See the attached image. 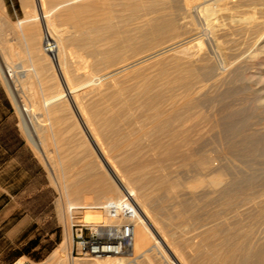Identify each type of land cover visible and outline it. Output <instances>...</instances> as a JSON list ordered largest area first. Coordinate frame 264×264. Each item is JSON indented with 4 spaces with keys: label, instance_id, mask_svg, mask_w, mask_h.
<instances>
[{
    "label": "bare ground",
    "instance_id": "obj_1",
    "mask_svg": "<svg viewBox=\"0 0 264 264\" xmlns=\"http://www.w3.org/2000/svg\"><path fill=\"white\" fill-rule=\"evenodd\" d=\"M23 3L28 7L24 19L12 24L0 2V55L5 60L16 55L30 67L24 74L32 86L29 107L18 101L27 115L41 112L39 144L54 147L49 167L64 194L65 220L77 204L95 208L127 192L138 208L129 252L140 250L134 256L146 264H192L185 249L196 257L205 250L193 264H264V0ZM8 28L13 42L6 38ZM232 34L244 36V55L238 52L241 38L238 42ZM43 38L46 49L55 51L56 69L41 47ZM4 67L17 93L16 74ZM129 74L135 93L121 98L128 91L120 85ZM110 87L117 89L110 92ZM130 106H138L136 120L149 125L141 139L130 138L135 132L119 135L117 120L134 113ZM152 134L168 135L167 154L126 153ZM163 142L156 138L142 149L161 150ZM177 151L184 153L176 156ZM174 159L183 161L181 182L163 172ZM185 212L191 214L188 219L213 222L202 225L200 242L188 248L176 232L180 224L172 223ZM64 234L56 249L62 252L71 241ZM129 252L78 264H137L125 256Z\"/></svg>",
    "mask_w": 264,
    "mask_h": 264
},
{
    "label": "rangeland",
    "instance_id": "obj_2",
    "mask_svg": "<svg viewBox=\"0 0 264 264\" xmlns=\"http://www.w3.org/2000/svg\"><path fill=\"white\" fill-rule=\"evenodd\" d=\"M0 2L2 9L6 13V16L9 19L10 23L15 24L18 21L24 19L26 15L25 11L27 12L28 7L25 5V3H23V0H0ZM44 6H45L44 9L48 11L49 5L47 4V2L45 3ZM112 9L120 10L121 7L114 6ZM120 13L121 12L118 13V17L123 18L124 13L121 14L122 17ZM200 23H201V32L203 34H207L208 29L203 26L202 22ZM118 26L123 27L121 23H119ZM41 28L44 34V32L46 31H44L42 25ZM5 34H6V38H8V41L10 42L14 41L11 38L13 36L11 29L8 28ZM236 35L238 34H232L231 38L233 39L237 38V41L241 37L244 38V36L238 35L240 37L238 36L236 37ZM224 38L225 37H222L223 40ZM242 38H241V42H239L240 40L238 41L239 42L238 46L240 45L239 47H241V49L239 48L240 51L238 52L244 55L246 53L247 46L246 44H244L243 42L244 39ZM49 42L53 43V40L49 39ZM45 44H46V39L43 38V40L41 41V47L43 51L47 54V56H49V60L56 69L57 62L55 58L56 57L55 51L48 52L47 50H45ZM17 52L18 50L15 49V53ZM230 53L232 55L233 52ZM16 57L17 56L15 55L12 57L13 59L8 58L10 61L8 64L7 62L8 59L5 60L0 55V264H78L79 261L85 260V258L86 259H92V258L79 257L75 255L73 249L74 243H73L72 225L78 220L86 221L85 217L88 219H96V218L98 219L99 218L98 215L101 216V214L99 211H96L93 208H88L83 204H77L75 205V208L73 207L69 209V219L67 221L63 217L62 214L63 208H65L64 194L62 193L61 188L59 189L60 186H58L59 184H57V180L55 179L49 167L48 157L54 154V150H53L54 147L52 145H49L47 148L46 147L44 148L42 147V145L39 144V140L43 139L41 127L38 126L40 123L39 120L41 119V112L33 111L31 112V115H27L24 109H22V107L24 106L20 105L21 102L18 101L21 99L22 102L29 107V101L27 99L31 97V94L29 92H31L32 90H30L29 88L32 89V86L30 85V83L27 84L28 83L27 77L24 76V74L28 73L30 67L23 64L21 59L18 60L19 57L17 58ZM180 58H181V54H180ZM73 59L74 58L72 57V61ZM1 60H3V62L5 61L4 63L6 64V66L9 67V69L11 70L13 69L12 70L13 72L11 71L12 74H16V76L14 75V78L16 77L15 84L17 85V93L13 91L12 85L9 83L6 74L4 73L5 64ZM163 60L165 63L167 62V58H162L160 61ZM138 73L139 71H135L131 74L135 76L134 74L138 75ZM131 74H129L127 79L125 78L126 80L124 79L120 85V88L121 87L124 88L125 92L128 91L121 98H125L127 94L129 95V93L130 94L135 93L133 92V90H130L129 88L134 81L132 79L134 77L130 78L132 76ZM17 78H18V82H17ZM116 89H117L116 87L115 88L110 87L109 91L114 92ZM130 107L133 108L132 110L134 111V113L123 117V119L125 118V120L120 119V121L122 122L117 120L119 123L118 124L116 123V125H118V128L120 127L119 135L126 136L128 132H135V135L133 136L131 135L130 138L141 139L142 138L140 136L141 132L144 130L145 127H148L149 125L143 126V123L145 122L136 120V116H134L135 112L138 113L140 112V109L139 111H137L138 106H130ZM132 110H130V112H133ZM80 133L81 136L82 134L85 136L82 130H80ZM152 135L143 136V138L146 139V141L138 142L140 145L137 143L138 144L137 146L139 147L136 149V151L129 150L126 153L127 154L129 153L130 155H136L138 157L158 156V155L167 154L165 153L166 150H164V148L169 146L167 139L168 137H166L168 135L165 136L164 135L162 136V134H152ZM156 138H162V140L164 141L163 143H161V148H162L161 150L159 149L154 151H146L142 149L144 147L150 146L152 140ZM125 144L126 141L121 143L119 148L124 147ZM115 153L117 152L115 151L110 152V154H115ZM118 153H122V152L120 151ZM183 153H184L183 151H179V152L177 151L174 152V155L182 156ZM93 154L94 156H96L95 153ZM180 162L183 161L180 159H174L172 161H169V164L167 163V165H165L166 167L163 168V172L167 174V176L169 177L178 178L179 181L184 180V173H185L184 165L183 163L181 164ZM171 164L172 165L174 164L173 165L174 167ZM78 167L79 166L73 167V169H71L70 174L72 173L73 175V176L71 175L72 177L76 176V170L78 169ZM172 170L174 172H171ZM100 172L101 173L105 172V174L108 177H110V174L109 173H108L109 175L107 174V171L103 166H101ZM179 189H181V186ZM178 191L181 192L180 190ZM164 203H165V208H169V205H171L168 201ZM167 203H169V205H167ZM183 205H184V200L180 198L178 201V206L180 207L182 206L181 208H183ZM177 208L178 210L181 209L179 207ZM186 213L187 212L183 214ZM189 215L191 216V214L187 213V215H182L184 218L183 217L174 218L172 220V223L180 224L179 227L181 226V228H177L176 232L177 234L178 232L179 234L181 233L180 236L181 238L179 237V239H181L184 244H186V242H189V244L186 245L187 248L190 245H192V243L194 245V243L198 244V242H200L201 240L200 238L202 235H204V231H205V229H202V225L204 228L205 225L207 226L213 223L212 221L210 223L208 220H204L203 218L198 216L197 219L195 218L196 216L194 215L192 216L194 217V220L191 221L190 219L192 217L188 219ZM180 220L184 221V224H182L183 222H181ZM202 221L204 223H202ZM199 230L202 231L200 232ZM65 232L69 233L71 241L69 245V250H65L64 252H62L61 250H56V249H58V245L62 242V240H64L66 235L64 234ZM191 239L192 242L190 241ZM211 241L216 242V238H213V240L211 239ZM185 250L183 251L184 254L192 253L191 256L192 258L189 257L191 254H187V257L186 255H184V257L186 258V260L187 259H189L190 261L192 260L193 263L195 260L198 261L199 256L203 252H205V250L199 249L202 250V252L201 251H200L201 253L196 252V255L200 253L197 255L198 257L197 258L196 256H194L195 252L193 255V251L188 252ZM54 251H59L56 254L57 256L59 255L57 258H55V256H52V253ZM136 253L139 255L141 252L140 250H137L135 253L129 252L125 256L128 258L129 261L136 259L137 264H146L142 257L135 258L137 255L134 256V254ZM56 259L58 260L56 261ZM59 260L61 261V263L59 262ZM155 264H163V263L156 262ZM195 264H200V263L197 262Z\"/></svg>",
    "mask_w": 264,
    "mask_h": 264
},
{
    "label": "built area",
    "instance_id": "obj_3",
    "mask_svg": "<svg viewBox=\"0 0 264 264\" xmlns=\"http://www.w3.org/2000/svg\"><path fill=\"white\" fill-rule=\"evenodd\" d=\"M48 45L45 44V50ZM101 217L96 221L78 220L73 225L74 253L79 257L104 258L129 252L138 208L132 195L93 208Z\"/></svg>",
    "mask_w": 264,
    "mask_h": 264
}]
</instances>
